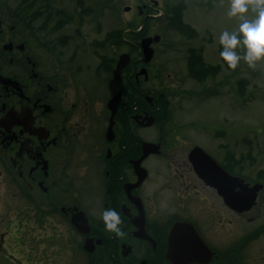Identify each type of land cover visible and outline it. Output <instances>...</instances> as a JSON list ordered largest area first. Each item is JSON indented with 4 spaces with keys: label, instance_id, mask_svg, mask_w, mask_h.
<instances>
[{
    "label": "flooded vegetation",
    "instance_id": "obj_1",
    "mask_svg": "<svg viewBox=\"0 0 264 264\" xmlns=\"http://www.w3.org/2000/svg\"><path fill=\"white\" fill-rule=\"evenodd\" d=\"M10 1L0 0V264H264V188L251 208L235 210L189 158L200 145L249 186L264 185V170L251 168L253 145L246 142L247 155L230 152L224 131L209 148L199 142L197 123L171 117L163 87L148 86L163 72H152L154 59L143 62L138 43L128 40L131 61L114 77L108 33L101 46L95 35L86 40L82 25H46L47 1ZM141 3L139 15L158 17L148 12L158 5ZM178 41L190 44L188 74L189 48L204 44ZM85 47L97 60L89 78H109L104 101L81 78L91 67L78 59ZM143 66L147 74H139ZM120 90L111 130L108 102ZM144 142L157 148L142 159L140 179L134 161ZM109 206L121 215L122 236L103 227ZM188 250L199 252L192 259Z\"/></svg>",
    "mask_w": 264,
    "mask_h": 264
},
{
    "label": "rangeland",
    "instance_id": "obj_2",
    "mask_svg": "<svg viewBox=\"0 0 264 264\" xmlns=\"http://www.w3.org/2000/svg\"><path fill=\"white\" fill-rule=\"evenodd\" d=\"M46 1L50 10L48 21L44 17L46 25H60V23L82 25L86 40L92 39L94 35L96 39L103 40L108 33L111 41L120 42L123 36L119 35L117 30L124 29L126 25H133V28L137 29L142 20V16H138L136 7L141 0H44L42 5H45ZM156 1L159 4L158 10H164L167 5L169 7L176 4L185 5L182 22L190 24L192 29L197 30L199 39L203 43L209 42L206 46L205 58L212 64H219L220 68L216 71V75L208 76L203 80L189 76L185 71L183 48H187L190 44L179 42V34L156 26L151 29V33H163V40L157 47L152 72L155 67H161L163 77L159 83L152 82L148 86L164 88L160 89L165 92L166 99L170 100L172 117L182 121L198 122L195 125L198 131L197 139L204 146L211 147L214 133L224 131L229 139L230 152L242 150L245 152L244 155H247L249 154L247 143L252 144L255 148V154L253 150L252 154L256 155L257 159L255 158L256 161L251 168L254 169L253 171L264 170V63L250 67L246 62L241 61L233 69L228 67L218 55L219 33L225 28L231 30L237 26L234 19L226 16L228 0ZM15 2L17 0H12L9 4L13 5ZM127 6L131 7L128 12L124 10ZM158 10L154 12L157 14ZM60 14L68 20L60 21ZM42 22L43 19H40L38 25ZM163 22L156 19L152 20L150 25H164ZM188 30L190 32V29ZM98 31L100 33L97 34ZM133 42L137 43L136 40ZM125 46L113 47V54L124 52ZM108 48L109 46H105L104 49ZM107 51H102L103 56L107 55ZM108 56L110 57V54ZM78 59L84 61L83 64L91 66L88 69L83 68L80 72L81 78L85 80L86 89L95 94L100 101H104V96L109 92L107 74L101 73L97 78H89L95 70L93 64L97 60L88 47L82 50ZM234 73L235 76L232 77ZM229 76L231 77L228 78ZM212 88L218 91L215 89L216 91L212 92ZM202 89L204 92L199 94ZM242 92L244 95H241ZM225 119L227 121H223ZM150 133V128H147L143 130L142 135L148 137ZM189 134L190 132L187 133L188 137ZM156 167L157 164H150V170Z\"/></svg>",
    "mask_w": 264,
    "mask_h": 264
},
{
    "label": "clouds",
    "instance_id": "obj_3",
    "mask_svg": "<svg viewBox=\"0 0 264 264\" xmlns=\"http://www.w3.org/2000/svg\"><path fill=\"white\" fill-rule=\"evenodd\" d=\"M226 16L237 26L225 28L218 35L222 61L233 69L241 61L250 67L264 63V0H228ZM101 220L105 230L118 237L123 235L121 215L115 208L106 207Z\"/></svg>",
    "mask_w": 264,
    "mask_h": 264
},
{
    "label": "water",
    "instance_id": "obj_4",
    "mask_svg": "<svg viewBox=\"0 0 264 264\" xmlns=\"http://www.w3.org/2000/svg\"><path fill=\"white\" fill-rule=\"evenodd\" d=\"M128 8H126L127 10ZM159 36L156 35L154 38L145 37L141 41V46L145 54V62H149L152 59L154 49L150 46L153 40H158ZM129 61V54H121L117 63V67L114 70V75L119 76L121 70L126 66ZM144 72V71H141ZM121 99V93L118 92L113 98L109 100V108L112 109L111 119L113 118L117 106ZM150 121L149 123H151ZM112 126V123H111ZM155 150L153 144H144V154ZM190 160L192 161L197 173L208 183L215 186L218 191L224 196L226 202L236 209L249 208L254 199L257 196V192L262 188L261 185H255L254 187H248V185H243V181L237 177L227 174L217 162L211 158L202 148L195 147L190 153ZM140 160L135 161V167L138 171L140 177L144 176V170L140 167ZM140 167V168H139ZM141 169V170H140ZM223 174L224 179H219L218 176ZM229 182V184H227ZM200 243V240H198ZM201 246L204 244L201 242ZM192 255L193 253H189Z\"/></svg>",
    "mask_w": 264,
    "mask_h": 264
}]
</instances>
